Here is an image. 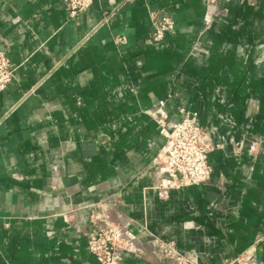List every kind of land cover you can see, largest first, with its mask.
Listing matches in <instances>:
<instances>
[{"label":"crops","instance_id":"1","mask_svg":"<svg viewBox=\"0 0 264 264\" xmlns=\"http://www.w3.org/2000/svg\"><path fill=\"white\" fill-rule=\"evenodd\" d=\"M165 7L177 33L157 42ZM0 50L16 67L0 91V264H102L86 233L108 204L192 264H264V0H95L77 17L0 0ZM161 100L172 120L197 111L216 145L210 182L168 200L150 188Z\"/></svg>","mask_w":264,"mask_h":264},{"label":"built area","instance_id":"2","mask_svg":"<svg viewBox=\"0 0 264 264\" xmlns=\"http://www.w3.org/2000/svg\"><path fill=\"white\" fill-rule=\"evenodd\" d=\"M95 0H63L65 9L72 17L87 11ZM177 33L173 13L168 8L151 12V37L154 41L166 40ZM117 42L123 38L117 37ZM16 67L11 58L0 50V91L5 90L15 78ZM166 100L160 101L153 114L165 139L164 147L153 163L150 187L161 199L168 200L172 191L190 185L210 182L214 168L209 153L216 146L207 129L200 123L199 113L182 107L180 119L172 120L166 110ZM251 113H257L259 101H249ZM252 143L251 150H254ZM241 146V145H239ZM240 148V147H239ZM134 220L117 204L99 205L90 215L86 233L90 250L102 264H117L123 251H130L150 264H192L187 252L178 249L174 240L152 237L141 239L132 230ZM240 264H252L246 257Z\"/></svg>","mask_w":264,"mask_h":264},{"label":"rangeland","instance_id":"3","mask_svg":"<svg viewBox=\"0 0 264 264\" xmlns=\"http://www.w3.org/2000/svg\"><path fill=\"white\" fill-rule=\"evenodd\" d=\"M149 264H150V262L149 261H147Z\"/></svg>","mask_w":264,"mask_h":264}]
</instances>
